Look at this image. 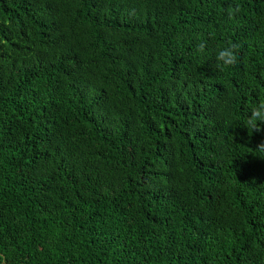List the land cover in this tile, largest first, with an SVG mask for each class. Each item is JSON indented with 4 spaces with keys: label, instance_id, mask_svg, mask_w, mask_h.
<instances>
[{
    "label": "trees",
    "instance_id": "trees-1",
    "mask_svg": "<svg viewBox=\"0 0 264 264\" xmlns=\"http://www.w3.org/2000/svg\"><path fill=\"white\" fill-rule=\"evenodd\" d=\"M261 101L264 0H0V264H264Z\"/></svg>",
    "mask_w": 264,
    "mask_h": 264
},
{
    "label": "clouds",
    "instance_id": "clouds-1",
    "mask_svg": "<svg viewBox=\"0 0 264 264\" xmlns=\"http://www.w3.org/2000/svg\"><path fill=\"white\" fill-rule=\"evenodd\" d=\"M239 5L234 8H230L228 10L229 18H233L240 12ZM238 45L232 42H228L227 45L222 46L216 53V67L220 69H226L228 67L234 66L238 62V54H237ZM205 51V45L202 43L198 46V52L203 53ZM260 122V123H258ZM264 123V101L259 102L257 105L253 106L250 109V112L247 117L246 127L251 132L261 131L260 124ZM258 150L264 151V142H261L258 147Z\"/></svg>",
    "mask_w": 264,
    "mask_h": 264
}]
</instances>
